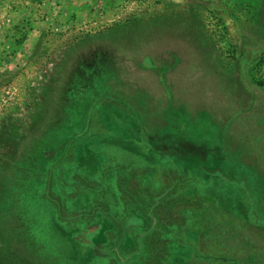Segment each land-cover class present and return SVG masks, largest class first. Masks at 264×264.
<instances>
[{
	"label": "rangeland",
	"instance_id": "1",
	"mask_svg": "<svg viewBox=\"0 0 264 264\" xmlns=\"http://www.w3.org/2000/svg\"><path fill=\"white\" fill-rule=\"evenodd\" d=\"M75 1L0 3V264H264V76L257 88L251 71L264 0H103L105 22L44 21L65 9L69 21ZM146 12L158 17L112 26ZM54 137L68 150L37 157ZM20 140L35 153L6 186ZM205 214L223 259L212 239L193 252L186 231ZM104 228L116 241L93 248Z\"/></svg>",
	"mask_w": 264,
	"mask_h": 264
},
{
	"label": "trees",
	"instance_id": "2",
	"mask_svg": "<svg viewBox=\"0 0 264 264\" xmlns=\"http://www.w3.org/2000/svg\"><path fill=\"white\" fill-rule=\"evenodd\" d=\"M4 1H6V0H0V3L1 2H4ZM147 13H150L151 14V12H146V13H140L139 15L140 16H145L144 18H142V17H140L138 14H132L131 16H128V17H125V18H123V19H120V20H118V21H114L112 24H114V25H112V26H118V25H121V24H124V23H126V24H129L131 21H132V19H137L138 20V22H146V23H148L147 21H152L153 19H156V17H158V16H156V15H148ZM148 15V16H147ZM145 23V24H146ZM158 23L157 22H153L152 23V25H157ZM154 27V26H153ZM162 30H163V28H161V26L159 27V26H157V28H155L152 32H149L148 31V35H149V38H151L152 39V41L154 40V39H158L161 35H162ZM142 35V38L140 37V38H138V40L135 38L134 39V42L136 43V45H134L133 47L134 48H139L140 46H141V41L143 40V39H147V36H146V34L144 33V34H141ZM214 37V36H213ZM120 47H123L122 45H120ZM70 48H71V46H70ZM140 49V48H139ZM142 50V49H141ZM259 50V52L260 53H262V57H258V59L254 62V65H251V71H253V77H254V84L253 85H257V83H259L258 82V80H260L261 79V77H263L264 75H263V73H264V48L263 49H258ZM64 56H66L65 55V53H64ZM232 56V55H231ZM262 60V61H261ZM258 76V79H256V77ZM257 88L259 87V88H261V86H259V85H257L256 86ZM49 102L47 101V104H48ZM62 127V126H61ZM67 144H68V141L66 140V141H63V142H60L59 141V139H58V137H54V139L51 141V143H50V145H54V146H56V145H60L61 146V148H63V147H66L67 146ZM11 148H12V151L10 152V154H9V159L7 160V161H5L6 162V165H5V167H4V170L5 171H3L4 173H5V175H6V186H7V184L9 183V182H13V180H14V177L15 178H17L18 176H19V169H20V163L18 162V159H20V156L22 155V154H24V152L25 151H28L29 153H28V157H26V158H29V157H31L32 156V153L34 154L35 153V151H34V149L33 148H30V149H27L28 147H29V145L27 144V142L26 141H23L22 142V140H20L19 142L18 141H16V142H14V141H12V143H11ZM50 147V146H49ZM21 149H23V150H21ZM21 150V151H20ZM20 151V152H19ZM0 159H3V158H0ZM27 165V164H26ZM35 166V165H34ZM26 166H24V168H25ZM34 168V167H33ZM33 168H31V170H33ZM0 170H3V169H0ZM25 170V169H24ZM41 170H42V167H40L36 172L34 171H32V175H30V179L31 178H33L35 175H38L40 172H41ZM42 173V172H41ZM23 178H25V177H23ZM26 179V178H25ZM24 179V180H25ZM35 180H37V179H35ZM109 200V199H108ZM137 214V213H136ZM220 214V213H219ZM207 215H209V214H207ZM253 216L250 214V219H253L252 218ZM231 220L233 221V219L231 218ZM231 220H229V219H227L226 221H225V223L227 222V223H231L232 221ZM214 222V221H213ZM212 222V223H213ZM233 223V222H232ZM84 224V223H83ZM144 224V221L142 220V224H141V220L139 221V222H136V223H132L131 225L130 224H125L126 225V227H128V226H131V227H135V226H138L139 225V227L141 228L142 227V225ZM150 224L151 225H154V223L153 222H151V220H150ZM244 225H246V224H244ZM246 226H249V225H246ZM146 228H148V226H146ZM132 229H134V228H132ZM132 229L131 228H126V229H124V232H127V231H132ZM263 229V228H262ZM65 233H66V230H61V237H63L64 235H65ZM127 240V239H126ZM134 240V239H133ZM74 241H76V239H74ZM77 243H78V241H76ZM127 242H133V241H131V240H129V241H127ZM74 243V242H73ZM129 243H128V245H129ZM71 245H72V243H71ZM76 246L78 245V244H75ZM74 245V246H75ZM128 245H125V244H123V246H122V249H123V251L124 252H126V251H130V250H132L133 249V247H136V246H132V245H130V246H128ZM127 247V248H126ZM138 253H140V252H138ZM146 254V253H145ZM137 257L138 258H140L139 257V255H137ZM249 259H253L252 257H248ZM247 258V259H248Z\"/></svg>",
	"mask_w": 264,
	"mask_h": 264
},
{
	"label": "crops",
	"instance_id": "3",
	"mask_svg": "<svg viewBox=\"0 0 264 264\" xmlns=\"http://www.w3.org/2000/svg\"><path fill=\"white\" fill-rule=\"evenodd\" d=\"M110 2H105V1H103V0H98L95 4H94V6L96 7L93 11H88L87 10V7H89V3L87 4V3H85V0H76L75 1V4L73 5V6H71V9L70 10H72V12H75V16L74 17H71V19L69 20V21H67V19H66V17H67V10L65 9V10H60L59 12H58V14L57 15H54V16H51V17H49V16H45V20L44 21H46V23L47 24H51V26H53V27H56L57 29H61V30H65L68 26H72V25H76V26H78V25H84V23H86V22H93V21H95V20H104V22H105V20H110L109 18H111V16H113V12H111V10H110V8H109V6L110 5H108ZM57 7H59V6H57ZM64 7H66V8H69V6L68 5H64ZM101 9V10H100ZM71 12V11H70ZM69 12V14H71ZM89 12H91V13H89ZM89 13V14H88ZM70 16V15H69ZM53 27H51V28H53ZM130 152H131V150H130ZM134 152H136L135 154H137V155H139V152L137 151V150H135ZM67 198V197H66ZM66 200V199H65ZM111 201H112V199H110ZM113 204V203H112ZM214 212V211H213ZM201 214H203L202 212H200ZM211 214H212V211H211ZM211 214H209V215H207V214H205L206 216V218H208L207 219V222H208V220L210 221V222H208V224L209 225H206V227L204 226V227H200V232H197L196 231V229H195V225L192 223L191 225L193 226V227H191L190 229H188V230H190V231H186L185 229H184V231H186L187 233H189L190 235L192 234V235H194V236H190V237H193L196 241V244L194 243V249H193V252L195 251V248L197 247V244H198V242H199V240H210V238H212V236H215V234H211V233H214V232H209L210 230H208V231H203V229L204 228H207L208 226H210V225H213L212 224V222L214 221V219L210 216ZM94 215V214H93ZM196 215V214H195ZM194 215V216H195ZM199 215V214H198ZM204 215V214H203ZM213 215V214H212ZM85 216H87V215H85ZM221 216V215H220ZM227 219V218H226ZM91 221V220H90ZM88 222V223H91V224H94L96 221L94 220V222L92 223V221L91 222ZM102 221V220H101ZM100 221V222H101ZM215 222H218L217 220H215ZM87 223V222H86ZM103 225H105V223H103V222H101ZM96 224V223H95ZM96 226H92V227H90V230L92 231V229L93 228H95ZM132 228H134V227H132ZM131 228V229H132ZM111 228H108V230H106L105 228L103 229V231L101 232V235H98L96 238H97V240L93 243V244H91V246L94 248V245L96 244V245H100V246H103V244L105 243V242H107V243H110V242H108V241H111V242H114V241H116V240H113V238H112V235H111V237L110 238H108V233L109 232H111ZM114 231V230H113ZM195 232H197V233H195ZM102 234L104 235L105 234V237L103 236L102 237ZM212 235V236H211ZM176 236H177V239H178V237H181L182 236V231L181 230H178V229H176ZM88 237V236H87ZM86 239V236H81V238H80V242L79 243H83L84 245H89L90 243H91V240H85ZM92 239V238H91ZM135 241V240H134ZM134 241L133 242H128L129 243V245H131V244H133L134 246H135V243H134ZM121 244H122V242H120L119 243V245L121 246ZM203 244H204V242H203ZM227 244V243H226ZM128 245V244H127ZM128 245V246H129ZM205 245V244H204ZM228 245V244H227ZM229 246V245H228ZM207 247V246H206ZM92 249V248H91ZM172 250V246H170V249H166L165 250V252H164V256H166L168 253H170V252H173V251H171ZM197 250V249H196ZM137 259H138V257H137Z\"/></svg>",
	"mask_w": 264,
	"mask_h": 264
},
{
	"label": "flooded vegetation",
	"instance_id": "4",
	"mask_svg": "<svg viewBox=\"0 0 264 264\" xmlns=\"http://www.w3.org/2000/svg\"><path fill=\"white\" fill-rule=\"evenodd\" d=\"M84 130H86V129H83V131ZM84 135H85V132H84ZM68 144H69V142H68ZM71 145V144H70ZM47 148H49V152H48V154H45L44 152H41L37 157H45V158H47V155H48V157H50V158H53L54 157V159H55V156H56V154L61 150V149H63V148H61V146L60 145H56V146H54V145H50V147H47ZM47 148H45V150H47ZM55 148V149H54ZM68 148L69 147H66V149L68 150ZM56 160H57V162H59L60 160H61V157H59V156H57L56 157ZM38 164V163H37ZM202 216H204L203 214H201V217ZM85 217V216H84ZM194 225H195V223H194ZM196 225H200V227H204V226H202L201 224H196ZM149 226H151V225H149ZM214 227V226H217V225H210V226H208L207 228H204L203 229V231H208V230H210L209 228L210 227ZM135 227H139V226H135ZM205 227H206V225H205ZM223 229H225V228H223ZM223 231V230H222ZM209 232H211V231H209ZM213 232V231H212ZM219 233V232H218ZM212 236V235H211ZM81 238V235H78L77 236V240L79 241V239ZM210 239H212V243L215 245V247L218 249L217 250V257H219L220 259H223L224 258V254H226V252H225V247L226 246H220L219 245V243H217V239L214 237V236H212V238H210ZM80 242V241H79ZM81 244V243H80ZM83 244V243H82ZM221 253V254H220ZM237 259H241V258H237ZM243 259H247V258H243ZM255 259H258L257 257L255 258Z\"/></svg>",
	"mask_w": 264,
	"mask_h": 264
}]
</instances>
